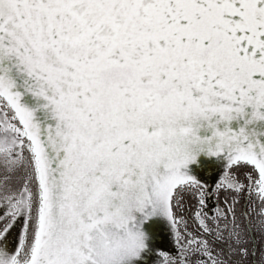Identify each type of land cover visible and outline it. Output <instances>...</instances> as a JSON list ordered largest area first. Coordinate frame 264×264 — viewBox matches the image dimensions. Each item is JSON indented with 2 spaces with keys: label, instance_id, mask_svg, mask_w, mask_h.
<instances>
[{
  "label": "snow or ice",
  "instance_id": "1",
  "mask_svg": "<svg viewBox=\"0 0 264 264\" xmlns=\"http://www.w3.org/2000/svg\"><path fill=\"white\" fill-rule=\"evenodd\" d=\"M0 264H264V0H0Z\"/></svg>",
  "mask_w": 264,
  "mask_h": 264
}]
</instances>
